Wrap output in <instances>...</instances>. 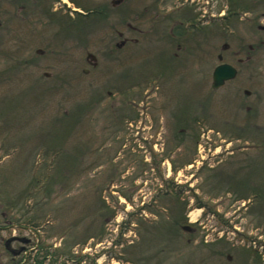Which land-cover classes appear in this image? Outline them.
Masks as SVG:
<instances>
[{
	"label": "rangeland",
	"instance_id": "1",
	"mask_svg": "<svg viewBox=\"0 0 264 264\" xmlns=\"http://www.w3.org/2000/svg\"><path fill=\"white\" fill-rule=\"evenodd\" d=\"M79 1L86 9L102 2ZM188 1L198 3L203 20L200 59L195 73L162 81L158 100H168L167 113L149 122L157 85L149 80L157 56L150 43L163 40L161 33L152 37L149 17L126 35L138 44L119 53L113 18L86 19V25L79 19L68 28L56 5L53 23L40 15L29 24L20 0H0V190L8 205L0 208V264H200L214 257L202 239L229 244L223 255L232 261L216 256V264H246L249 253L264 264V147L257 141L264 129L241 132L232 125L246 114L233 98L243 76L211 87L216 55L231 61L244 42L240 57L250 56L246 74L254 75L240 96L252 92L253 115L264 128V33L244 20L252 15L228 22L218 14L235 7L264 12V0ZM133 83L138 117L120 120L109 109L118 98L106 92ZM195 101L204 105L202 114ZM90 105L96 109L87 116ZM195 116L203 117L202 126L193 125ZM131 126L138 127L136 140ZM44 171L54 179L40 205L42 188L32 184ZM27 189L34 190L32 199L26 200ZM7 241L13 251L26 249L13 255Z\"/></svg>",
	"mask_w": 264,
	"mask_h": 264
},
{
	"label": "flooded vegetation",
	"instance_id": "2",
	"mask_svg": "<svg viewBox=\"0 0 264 264\" xmlns=\"http://www.w3.org/2000/svg\"><path fill=\"white\" fill-rule=\"evenodd\" d=\"M19 3V13H22L24 15L22 16V19H24V21H27L29 24L30 18H40V15H44V17L47 18L46 21L48 23H53L55 21L54 17L57 16V10L59 8L62 9L63 12H65V14L62 16L63 19L61 23L68 28H70L74 24L75 20L79 21V19H82L83 23L86 25V19L88 20L99 17L103 20H107L109 18H113L115 20V23L111 24L109 28L118 38L121 39L118 43L115 44V52L119 53H121L123 48L126 47V45L129 43L133 45L138 44V41L136 39L128 38L126 35L139 31V27L137 26L139 18L149 17L152 21V37L155 39V37L159 35L157 38L160 39L161 33V38L163 39L161 42L152 41L150 43V51L152 52V54L157 56L152 65L149 80L150 82H154L155 85H157L153 89L155 95L150 99L149 105L147 107L149 122L159 119L156 116L157 112L167 113L168 100L167 102L162 104H159L158 100V97L161 93L160 87L162 81L168 80L170 77L177 76L178 78L182 79L186 71L188 70L189 74L195 73L192 69L194 66H196V64L198 65L200 59L198 56L202 52L201 39L204 28H202L203 20L200 18V12H198V3L193 2L194 4L192 5L188 0H102V2L98 6H94L90 9H86V5L82 4L79 0H20ZM56 5H58L59 8ZM71 5H73V7H71ZM212 8H215V5H213ZM218 14L222 16L220 17V20L223 21L225 20L231 22V20L234 18H238L241 21L247 20L246 22L251 28L264 33V25H261V22L264 21V12H259V10H247L245 12L243 10L233 11L232 9H228L227 13L223 11L219 12ZM246 14L252 16L248 17V19L243 20L242 15ZM215 20L217 21L219 19H217V17L215 18L214 16L213 21ZM36 23H38L37 19L33 20V23H31V25H34ZM213 29L216 30L215 27H213ZM259 44H264V38L260 39ZM222 49L224 51H228L230 49V44H223ZM244 49V42H239L237 51L233 53V59L228 62L223 61L222 54L216 55L217 64L212 68L211 71V87L213 72L215 68L220 64H228L232 66L236 71L234 77L226 81L224 85L235 83V81L238 80L240 76H243L244 81L242 80V82L244 84H248L253 80L251 79V77H253L254 74H246V71H249L250 67V56H247L245 59H242L240 57ZM254 49L255 47H253L252 45H248V51H252ZM110 54H114L113 49H109V55ZM88 57V60L91 61L92 67H96V57H92L89 54ZM84 72L87 75L89 74V70H85ZM133 77L134 75L131 74V79H133ZM244 84H235L233 98L234 103L238 101V98L240 99L241 106L246 112L245 118L241 121H233L232 125L234 126V128H236V130H239L241 132L247 130H259L261 132L258 133L262 134V130L264 129L263 125L260 121L255 120V115H253L255 111L254 103L249 100V98L253 96L252 92L248 89H244L243 95H245V98L240 96L241 86H244ZM137 88L138 84L133 83L126 89L120 88L115 92L110 90L106 92L108 98L117 96L118 99L115 103L111 104L109 109H111L112 113H115L120 120L135 121V119H137L139 108L136 104L135 98L138 99L140 96L137 94ZM256 101L255 104L260 102V98H258ZM203 107L204 105L201 102L195 101V113L202 114ZM95 109L96 108L92 105L86 107V115L91 116L92 112L95 111ZM204 122L205 121L201 116H195L192 120L193 125L197 127L202 126ZM173 123L177 124V120H175ZM135 128L136 130H134L133 126H131L130 130L131 132L135 131L136 134L133 138H135L136 140L139 132L137 130L138 127ZM248 141L249 140H246L245 143L249 146L250 144L247 143ZM252 141L254 143L255 140ZM257 141L259 149L261 150L264 147V139L260 138ZM260 161L264 162V159L262 158L260 159ZM183 227L184 226H182V230ZM190 228L191 230L188 232H191L193 230L191 226ZM14 240L15 239H12V241ZM219 240L220 242L218 244H209L207 240H201V247L203 249H206L208 252H212V255H214V257L208 256L207 258L203 259L200 264H216L215 260H217V257H224L227 262L232 261V257L230 255H223L224 251L228 250L229 244H224L221 239ZM12 241L6 242V249L12 252L13 255H19L23 252V250H25V247H21L22 249L18 251H13L12 249H10V243ZM215 245H218V247L221 249L214 250ZM249 254L250 255L245 260L246 264H250V262L253 264H260V259H258L257 256H254L251 253Z\"/></svg>",
	"mask_w": 264,
	"mask_h": 264
},
{
	"label": "trees",
	"instance_id": "3",
	"mask_svg": "<svg viewBox=\"0 0 264 264\" xmlns=\"http://www.w3.org/2000/svg\"><path fill=\"white\" fill-rule=\"evenodd\" d=\"M232 10L233 11H238V10H243V8H241V7L240 8L235 7V8H232ZM53 179H54V177L51 176L48 172H45V171L43 172L42 176H40L39 180L36 179L35 177L33 178V184H32V186L34 187V186L40 184L39 187H41L42 188V191H43L42 199H40V203H39L40 205L43 204V201L42 200H43V198H46L45 195L47 197H50V192H49L50 186L48 185V182L51 184V182H53ZM34 193H35L34 190L27 189V191L25 192V197L27 198L26 200L32 199L33 198V195L32 194H34ZM1 196H2V191L0 190V208L1 209H5V208L8 207V205H4L3 204V202L1 201ZM14 207L15 206H11V208H14ZM28 223H31L33 225L35 224L34 223V220L31 219V218H29ZM47 253H45V257L47 255ZM35 261L36 262L34 264H37V262H38V264H40L39 261H38V259H35Z\"/></svg>",
	"mask_w": 264,
	"mask_h": 264
},
{
	"label": "water",
	"instance_id": "4",
	"mask_svg": "<svg viewBox=\"0 0 264 264\" xmlns=\"http://www.w3.org/2000/svg\"><path fill=\"white\" fill-rule=\"evenodd\" d=\"M235 69L228 64H220L217 66L213 72L212 77V88L218 89L224 85V83L230 79H232L235 75ZM184 231H190V226H184Z\"/></svg>",
	"mask_w": 264,
	"mask_h": 264
}]
</instances>
